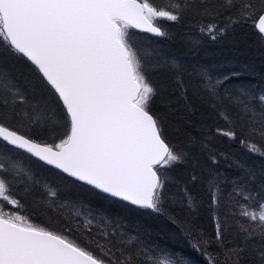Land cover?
<instances>
[{
  "label": "snow or ice",
  "instance_id": "obj_1",
  "mask_svg": "<svg viewBox=\"0 0 264 264\" xmlns=\"http://www.w3.org/2000/svg\"><path fill=\"white\" fill-rule=\"evenodd\" d=\"M0 264H264V0H0Z\"/></svg>",
  "mask_w": 264,
  "mask_h": 264
},
{
  "label": "trees",
  "instance_id": "obj_2",
  "mask_svg": "<svg viewBox=\"0 0 264 264\" xmlns=\"http://www.w3.org/2000/svg\"><path fill=\"white\" fill-rule=\"evenodd\" d=\"M158 40H163V38H157ZM167 43H171V41H167ZM228 58L233 59L234 62V67L235 70L239 71L240 70V65L242 63H248V62H254L255 66L257 69H259L261 67V63H260V56L259 54H250L248 56H244V55H239L237 54L235 57L232 56L231 53L228 54ZM239 80H243V81H249V80H253V77L250 76H242L240 78H238ZM207 227V225H205ZM161 240H163V242L165 244H167L170 248H175V249H179L181 247V245L173 240L170 239H166L163 236H161ZM185 252H189L191 251L190 248H185L184 249Z\"/></svg>",
  "mask_w": 264,
  "mask_h": 264
}]
</instances>
